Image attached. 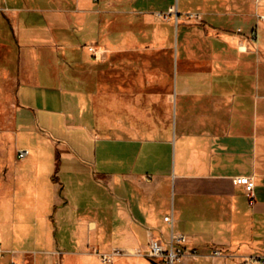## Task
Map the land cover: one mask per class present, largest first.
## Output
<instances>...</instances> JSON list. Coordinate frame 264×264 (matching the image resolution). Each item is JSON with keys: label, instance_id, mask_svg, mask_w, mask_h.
Segmentation results:
<instances>
[{"label": "crops", "instance_id": "1", "mask_svg": "<svg viewBox=\"0 0 264 264\" xmlns=\"http://www.w3.org/2000/svg\"><path fill=\"white\" fill-rule=\"evenodd\" d=\"M261 13L264 0H0L9 262L152 264L98 252L146 249L149 231L167 242L168 213L199 253L177 264L264 255ZM235 175L255 179L254 197Z\"/></svg>", "mask_w": 264, "mask_h": 264}, {"label": "built area", "instance_id": "2", "mask_svg": "<svg viewBox=\"0 0 264 264\" xmlns=\"http://www.w3.org/2000/svg\"><path fill=\"white\" fill-rule=\"evenodd\" d=\"M170 10L175 12L177 17L176 7L172 6ZM259 18L264 22V13L259 14ZM251 36L254 37L255 33H253ZM88 48L95 55L97 54V52H99L95 44H90ZM28 153H29V149L27 148H21L17 152L18 157L20 158L24 157ZM233 182L236 184H243L245 186L247 194L250 197H254L255 179L252 176L235 175L233 177ZM164 219L168 221L172 226L170 238L168 239L167 242H163L159 238L152 236L151 231H149L150 238L146 249L141 247H136V248L116 247L109 253L97 251L98 254L105 263H111L117 255H122V254L153 258L158 262H160L161 264H177L178 262H181L183 260L184 256L187 253L191 257L196 258L199 255L198 251L196 249H191L187 251L185 247V243L188 240L187 234L182 231H175L173 229V222H174L173 213L166 214L164 216ZM4 253H5V249H3L0 245V257L3 256ZM213 254L221 255L222 251L220 249H215L213 250ZM10 264H22V263L12 258ZM241 264H264V255L263 254L248 255L242 260Z\"/></svg>", "mask_w": 264, "mask_h": 264}, {"label": "rangeland", "instance_id": "3", "mask_svg": "<svg viewBox=\"0 0 264 264\" xmlns=\"http://www.w3.org/2000/svg\"><path fill=\"white\" fill-rule=\"evenodd\" d=\"M163 15H164V14H163ZM159 16H160V15H159ZM161 40L163 41L164 39H161ZM96 45H97V48H98V51H99V55H106L107 52L109 51V48L107 47V45H106L105 43H100V42H98V43H96ZM88 68H89V67H88ZM121 70L124 71L123 69H120V70H119V71H120V72H119L120 74H122V71H121ZM158 73H161V72L159 71ZM104 75H105V77H106V74H105V73H104ZM120 77H121V79H122V75L119 76V79H120ZM109 84H110V83H109ZM114 84H115V87H117V82H115ZM85 86H87L88 89L93 90V89L95 88V83H94V81H89V82L87 83V85H85ZM106 114H107V113L104 114V121H103L104 123H103V124H99L97 130H98L99 134H101L102 136H104V137H106V138H109V137H111V136H110V133H112V130H111V128H110V126H111V116H110V117H109V115L105 116ZM86 116H87V121H88V123H89V125H90V127H91L92 124L94 123V120L92 121V120L90 119V115H89V113H86ZM16 258H17L18 260L22 261V259H21V257H20L19 255H16ZM146 259L150 261L149 258L146 257ZM150 262H151V261H150ZM151 263H152V262H151ZM0 264H10L7 253L4 254V256H1V257H0Z\"/></svg>", "mask_w": 264, "mask_h": 264}, {"label": "water", "instance_id": "4", "mask_svg": "<svg viewBox=\"0 0 264 264\" xmlns=\"http://www.w3.org/2000/svg\"><path fill=\"white\" fill-rule=\"evenodd\" d=\"M149 259L152 262V264H161L160 262H158L157 260H155L153 258H149Z\"/></svg>", "mask_w": 264, "mask_h": 264}]
</instances>
